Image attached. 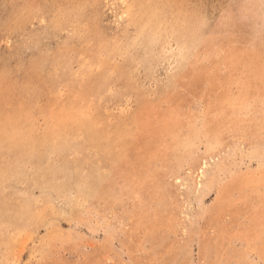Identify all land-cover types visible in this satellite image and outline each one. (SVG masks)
<instances>
[{
  "label": "rangeland",
  "instance_id": "obj_1",
  "mask_svg": "<svg viewBox=\"0 0 264 264\" xmlns=\"http://www.w3.org/2000/svg\"><path fill=\"white\" fill-rule=\"evenodd\" d=\"M0 264H264V0H0Z\"/></svg>",
  "mask_w": 264,
  "mask_h": 264
}]
</instances>
